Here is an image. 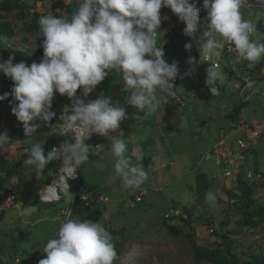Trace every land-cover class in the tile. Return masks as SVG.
Returning <instances> with one entry per match:
<instances>
[{
  "label": "rangeland",
  "instance_id": "obj_1",
  "mask_svg": "<svg viewBox=\"0 0 264 264\" xmlns=\"http://www.w3.org/2000/svg\"><path fill=\"white\" fill-rule=\"evenodd\" d=\"M60 1L64 5H70L71 11L52 0H19L18 6L14 5L15 0H0V24H8L13 30V36L3 42L5 49H0V57L7 60L9 56H14L13 63L25 62L28 66L33 62L39 63L43 57L36 51L42 48L36 45V41L42 34L39 31L29 32L24 26L32 21L35 13H39L40 17L53 14L56 18L64 15L71 18L72 12L82 2ZM193 2L200 9L198 27L202 33L207 12L203 8V0ZM261 8L264 9V5L258 4L256 0H249V5L243 9L245 18L251 19L256 25L252 39L257 43H264V10ZM185 27L186 25L179 19L174 21L161 15L157 43L158 46H163L165 55L169 57L181 55L167 47L171 43V38H175L174 42L192 43V48L184 53L188 60L191 57L196 61L194 65H189V72L192 73L203 64L199 63L196 41L184 34ZM215 60L227 78L229 73L234 72L240 77L230 75L237 82L241 78L248 79V88L240 96V91L237 93L233 90L232 84L226 79L223 86L217 85L220 94L214 97L206 86V79L190 81L199 86L203 98L198 100L196 93H192L188 96L191 100L186 107L175 106L181 113L189 116L191 121V134L181 142L186 153L174 155L177 160L176 167L164 163L168 160L162 161L166 156L158 158L149 166H144L148 172V180L138 190L122 186L121 179L114 172V160L105 149L92 152L89 160L80 167L85 173V178L94 184L96 188L94 191L107 196L109 201L94 208H76L72 218L78 216L81 221L102 222L114 239L118 238L123 248L115 264H214L210 261L194 260L192 242L187 234H191L195 243L202 247H211L223 240L220 237H226L228 240L223 249L229 247L240 263L248 261L251 255L264 252V220L254 227L245 224L241 215L235 211L232 198L228 194L234 187L219 188V183L223 180V170L215 162H210L206 169L207 173L214 177L212 181L210 180L214 184L209 189L215 194L214 203L207 202L206 197L199 201L195 193V175L200 173V169L195 174L188 164L191 166L195 164L198 167L199 161L215 139L229 137L237 141L242 130L238 128V121L228 118L233 108L248 103L241 111L240 120L247 121L251 128H255L257 123H264V59L251 69L247 61L238 63L236 55H227L225 51ZM178 62L179 60L177 61L179 66ZM114 74H110L83 99L86 102L95 100L101 96L102 90L108 91L110 84L114 82L111 79ZM13 86L0 82V95L9 93L7 99L0 101V134L6 132L11 140V146L0 153V178L6 179L5 186L12 193L7 199L0 197V264L17 262L39 264L41 259L46 258L43 250L47 240L55 238L60 225L65 222L58 216L57 210L68 207V203H57L47 207L34 206V195L53 178L54 163L61 160L50 162L38 178L30 167H25L24 160L29 158L25 149L31 143L43 142L47 156L53 145L59 144L60 141L64 142V137L60 135L62 131L60 126H51L37 120L35 123L40 127L34 137L29 138L24 133L22 123L14 114L12 118L7 119L6 106L14 101L11 95ZM81 92L82 90H78L77 95L81 96ZM69 102L73 103L67 96L55 93L52 111L56 113L58 106L70 108ZM164 102L168 103V99ZM115 104L125 108L127 120H130L131 112L125 99L117 98ZM199 128L203 132L195 139L193 132ZM234 129L237 131L234 132ZM145 134L146 132L142 136ZM245 134L247 135L244 133L243 136L247 138ZM236 146L241 155V150L238 145ZM253 149L258 155L252 151V158L248 160L251 163L243 161L241 171L245 179L255 186L253 199L257 204L264 206V128L259 139L253 141ZM77 189L79 191L80 187ZM141 194L142 196L145 194V201L136 202V196ZM186 211L190 214L187 219L183 218L184 221L173 219L177 217L174 216L176 212L180 215L188 214ZM166 214L173 216L166 218ZM223 223H228V226L221 230Z\"/></svg>",
  "mask_w": 264,
  "mask_h": 264
},
{
  "label": "clouds",
  "instance_id": "obj_2",
  "mask_svg": "<svg viewBox=\"0 0 264 264\" xmlns=\"http://www.w3.org/2000/svg\"><path fill=\"white\" fill-rule=\"evenodd\" d=\"M256 2L264 5V0ZM248 5L249 0H203L207 17L202 33L198 27L200 9L193 0H82L71 18L41 16L38 21L43 36L41 61L28 66L25 62L13 63L14 56L7 60L0 57V74L14 84L12 112L27 137L33 138L38 131L40 125L35 121L50 123L55 117L52 111L55 93L73 101L72 107L66 108L70 114L64 118L60 135L74 134V143L65 141L58 148L53 147L47 156L43 142L31 143L25 149L29 157L24 160L25 167H30L38 178L50 162L62 161L57 176L67 190H60L61 196L54 185H48L41 199L55 195L72 204L74 196L68 181L77 176L78 169L92 155V147L86 140L93 134L111 142L109 152L122 186L141 189L148 180V172L142 155L135 149L129 152L130 137L124 138L121 131V122L128 119L125 108L103 95L88 102L81 96L87 98L113 73L121 75L124 89L129 90L126 99L137 110L136 119L152 116L162 101L176 96L178 65L163 59L164 48L157 43L162 7L171 9L186 25L184 34L196 41L199 63L211 62L205 83L211 94L218 96L217 85L223 86L226 76L214 61L225 48L236 54L238 63L247 61L250 69L264 59V43L252 39L256 25L244 16L243 9ZM185 47L190 50L192 44ZM195 63L190 57L188 64ZM78 90H82L81 96L77 95ZM8 96L9 93L0 95V101ZM10 142L6 132L0 134V153L11 146ZM205 196L207 202L214 203L213 192ZM76 217L72 218L70 213L55 238L47 240L43 250L46 258L39 264H115L118 253L112 234L102 222L81 221Z\"/></svg>",
  "mask_w": 264,
  "mask_h": 264
},
{
  "label": "crops",
  "instance_id": "obj_3",
  "mask_svg": "<svg viewBox=\"0 0 264 264\" xmlns=\"http://www.w3.org/2000/svg\"><path fill=\"white\" fill-rule=\"evenodd\" d=\"M184 53H185V51H184ZM184 53L181 54L179 57L178 56L177 57H169L166 55L163 57V59L169 64L177 63V61L179 60V62H178V63H180L178 66L179 70L181 68L185 69V75H184L183 79L181 81H179L178 84H175V87L177 89L176 97H178L182 103H179L177 101H173V105L169 106L168 103L170 101H172L173 97L168 98V103L162 101L160 108L152 116H150L146 119H136L134 116L137 114V110L133 106H131L127 103L126 96L128 94H130V92H129V90L124 89V86L122 84V77L120 79L112 82L108 88V91L102 90V92H101V95H108L114 101L117 98H124L125 99L127 106L129 107L130 112H131V119L130 120L125 119L126 120V127H125V132L123 133L124 138L130 137L129 152H131L132 149H135L138 152V154L142 155L143 158L149 159L148 160L149 162L143 166H149V165H151V163L158 160V158L166 156V159L164 157V159L162 161L168 160L170 162L167 161L164 163H167L170 167H173V166L176 167L177 166V160L174 158V155H176V153L177 154L181 153V155L186 153V149H185L183 143H181V142L183 139L186 138V136L189 137V135L191 134V129H190L191 121H190L189 116L181 113V110L178 108L186 107L187 103L191 100V97L189 98L188 96L192 93H194V94L196 93V95H197V96L195 95L196 98H198V100H202L203 97L201 96L199 86L194 85L193 84L194 82L190 83V81L191 80L194 81V79H191V77L196 75L198 72H201V71L205 72L206 68L203 64V65L199 66V69L197 71L192 72V73L190 72L189 75H186V73H189L190 67L188 64V59L184 56ZM146 58H149V57H146ZM183 59H185L186 61H184ZM230 74H234L238 78L240 77L239 74H236L234 72L229 73V77L228 78L226 77V79L230 84H232L233 90H236L237 93L239 90L240 96H242L246 92V89L248 88V85H249L248 79L241 78L237 82L234 79V77L231 78ZM242 80L245 81L244 88H241V81ZM237 83H239V85ZM187 85H188V88H187ZM125 93H127V94H125ZM175 106H177L178 108L176 109ZM140 115H142V114H140ZM135 123H139V124L135 125ZM141 123H143L144 125ZM250 128H251V126H250ZM263 128H264V123H257L255 128H251L249 131H245V132L243 131L240 133L239 138H243L247 142L251 143L252 148L247 150V151L241 152V158H239V161H238L240 164L239 174L242 173L241 169L243 166L242 165L243 161L248 162V160L250 161V159L252 158L251 152L254 151L256 153V155H258L257 152L255 151V149H253V141H257L260 136L256 137V138H252V130H254V129L261 130V133H262ZM235 131H237V129H234V132ZM145 132H146V134L142 136V134ZM202 132L203 131H201L200 128L196 129L193 132V135H195L194 138L198 139V136H201ZM244 133H247V135L245 134V137L247 136V138H244V136H243ZM113 135H118V133H115ZM228 138L229 137L215 139L214 142L208 147V150L206 151V154H204V157L201 159V161H199L200 164L198 167L195 164H193L192 166L190 164H188L189 167H192L191 170L194 171L195 174L198 171V169H200L199 170L200 173L207 174L209 179L212 181L214 179V177H211L207 173L208 171L206 169H207V166L209 165L210 162H215V164L217 166H220L223 170V180L219 183L220 189H222L224 186H226L227 188H229V187L232 188V187H235V185H236V178H226L224 176V170H225L226 165L223 164V160L213 154V149H214L215 145L217 144V142L219 140L226 139L227 140V146H228L229 150H231L233 156H238L237 153H239V151H237V148H236L237 147L236 143H235L236 139L235 138L234 139H232V138L228 139ZM110 145H111V142L107 138L102 139L100 141V148L99 149H101V150L105 149V150H107V153H110L109 152L110 151ZM92 152H94V151H92ZM248 153H249V155H248ZM148 155H151V156H148ZM257 159L259 161L258 157H257ZM260 162H261V160H260ZM248 163H251V162H248ZM79 175H80V180L84 181L85 183H87L89 185H92V186L94 185L85 178V173L80 168H79ZM196 175H195V177H196ZM173 179H174V176H173ZM213 184L214 183L212 182L211 187L213 186ZM144 201H145V194L143 196L142 202H144Z\"/></svg>",
  "mask_w": 264,
  "mask_h": 264
},
{
  "label": "trees",
  "instance_id": "obj_4",
  "mask_svg": "<svg viewBox=\"0 0 264 264\" xmlns=\"http://www.w3.org/2000/svg\"><path fill=\"white\" fill-rule=\"evenodd\" d=\"M52 1L57 2L58 4H61L63 7H65L69 11H71L70 5H64L63 3H61L60 0H52ZM17 2H19V0H15V2H14L15 6L17 5ZM1 6L4 7V5H1ZM261 9L264 10L263 8H261ZM21 11H22V9H21ZM161 15H165L169 19L174 20V21H177L179 19L169 8L162 7ZM39 18H40V14L35 13L32 21L28 24H25V26H24L25 30H27L29 32H33V31L41 32L40 27H39V23H38ZM11 36H13L12 28L8 24H0V49L1 50L5 49L3 46L4 40L6 38L11 37ZM174 40H175V38H171L170 39L171 43L167 47L169 49L176 50L179 54H183L184 51L187 50L183 46H185L186 44H190V43L187 41H185V42L175 41L174 42ZM42 44H43V36L36 41V45L40 46L42 48V50L36 51V53L40 54L43 57ZM257 70H259V67H257ZM120 78H121V75L118 73H115L111 79L113 81H116ZM206 78H207V71L198 72L196 75L191 77V79L198 80V81H202L203 79H206ZM0 82L5 83V84L14 85L13 81L3 74H0ZM125 94H127V93H125ZM12 104H13V102L10 103L8 106H6L8 109V113L6 115L7 119L12 118V115H13ZM69 104H70V108H71L72 103L69 102ZM247 105H248V103H242V104H239L238 106H235L233 108L232 113L228 116V118L232 121L234 120V121L239 122L241 111L243 108L247 107ZM63 110H64V107L58 106L57 112L55 113L56 114L55 117L51 120L50 123H48V125H51V126L55 125L57 122V116ZM67 112H68V114H70V110H67ZM65 141L71 142L70 137H64V142ZM248 155H249V153H248ZM148 160L149 159L143 158L142 159L143 165L148 163L149 162ZM256 172H258V171H256ZM50 181H51V179L48 180V183ZM5 183H6V179L0 178V197L7 199V198H9L10 195H12V193L8 188H6ZM79 185H77V187L78 186L80 188L84 187L85 190L90 191V192H93L96 189L94 186L89 185L82 180H79ZM210 188H211V181H210L209 177L207 176V174L198 173L196 175V185H195V193H196L197 199L199 201H202L206 197L205 194L209 191ZM254 192H255V186L253 184H251L250 182H248L245 179V177L242 175V173L238 174V176L236 178L235 187L231 191L228 192L229 196L232 198L233 207H234L235 211L241 215V218L243 219L245 224H247L248 226H253V227L256 225H259L264 220V206L257 204V202L253 199ZM34 197H35L34 203H33L34 206H41V207H43V206L47 207L48 206V205L43 204L40 201H38V198L36 195H34ZM30 198H33V196H30ZM186 212L188 214H186V213L181 214L180 216L174 217L173 219L177 218L180 221H184L183 218L187 219V216H189V214H190L188 211H186ZM190 219L191 218L189 217V220ZM227 226H228V223H223L221 230H224ZM215 235L218 236V233L215 232ZM187 237L192 242V250H193L194 260L196 262L210 261L214 264H264V252H262L259 255L258 254L251 255V257L248 261L240 263L235 258L234 254H232L229 247H227L226 250L223 249L225 244H226V240H228L226 237H220L223 240H221L220 242H216L211 247H202V246L196 244L194 239H193V236L191 234H187ZM114 243L116 246V251L119 255L120 252L122 251L123 246H122L121 242L118 241L117 239H114Z\"/></svg>",
  "mask_w": 264,
  "mask_h": 264
},
{
  "label": "built area",
  "instance_id": "obj_5",
  "mask_svg": "<svg viewBox=\"0 0 264 264\" xmlns=\"http://www.w3.org/2000/svg\"><path fill=\"white\" fill-rule=\"evenodd\" d=\"M223 51H225L227 53V55H236L234 52L229 51L227 48H225ZM216 64H218L220 66V64L218 63L217 60L214 61ZM211 62H206L204 63V66L207 70V68L210 66ZM183 79V77H179L177 76V79L175 80L174 84L179 83V81H181ZM105 97H110L108 95H103ZM111 98V97H110ZM112 99V98H111ZM92 101V100H91ZM113 103H115V101L112 99ZM173 101H177L179 103H182L181 100L178 97H173L172 101H170L168 103L169 106L173 105ZM68 115L67 110H63L58 116H57V122L55 125H58L62 128V124L64 121V118ZM125 127H126V120L121 122V131L124 133L125 132ZM238 128L242 131L241 132H245V131H249L251 128L249 126V124L245 121V120H240L239 121V126ZM63 133V128L61 131V134ZM115 133H110V135H113ZM261 134V130H257L254 129L252 130V138H256L259 137ZM74 134H69L68 136H64L63 137H70L71 142L74 143V140L72 139V136ZM106 137H101L99 135L93 134L90 139L86 140V143L88 145H90L92 147V151H96L97 149L100 148V141L102 139H105ZM61 143H63L62 141H60L59 144L53 145V147H59L61 145ZM236 145H238L239 149L241 150V152L243 151H247L249 149H251V143L247 142L246 140H244L243 138H238L236 141ZM213 154L219 158H221L223 160V164L226 165L225 170H224V176L226 178H237L239 171H240V164H239V158H241V155L239 153L238 156H233L231 150H229L228 146H227V140L226 139H222L219 140L217 142V144L215 145L214 149H213ZM54 171H53V178L51 179V181L44 185L43 187H41L37 193L36 196L38 198V201H40L43 204L46 205H55V204H60V203H65L64 199L62 197H57L55 195H53L51 198L49 199H45L42 200L41 199V195L43 193V190L48 186V185H54L55 189H58V194L59 195H63L61 191H66L67 189L64 186V182L61 179V177L57 176L59 175L60 169L62 167V161L60 162H55L54 163ZM79 172V169H78ZM79 180H80V175L79 173L77 174V176L74 179H70L68 181L69 185H70V191L72 193V195L74 196V200L71 203H68V207L66 208H61L57 210V214L59 217H62L65 221L67 218H69V214L73 213L75 211L76 208H81V209H86V208H94V207H98L101 204H104L106 202L109 201L107 196H104L102 194H99L95 191L90 192L85 190V188H80V190L78 191L77 189V185H79ZM80 186V185H79ZM81 187V186H80ZM61 190V191H60ZM143 200V196L138 195L136 196V202H142ZM179 216L180 214L178 212H176L174 214V216ZM173 215L171 214H166V218H172ZM15 264H19L18 262Z\"/></svg>",
  "mask_w": 264,
  "mask_h": 264
},
{
  "label": "water",
  "instance_id": "obj_6",
  "mask_svg": "<svg viewBox=\"0 0 264 264\" xmlns=\"http://www.w3.org/2000/svg\"><path fill=\"white\" fill-rule=\"evenodd\" d=\"M183 75H185V69L184 68H181L179 70L178 76H183ZM244 86H245V81L242 80L241 81V88H244ZM81 98H83V97H81ZM72 105H73V103H72Z\"/></svg>",
  "mask_w": 264,
  "mask_h": 264
}]
</instances>
